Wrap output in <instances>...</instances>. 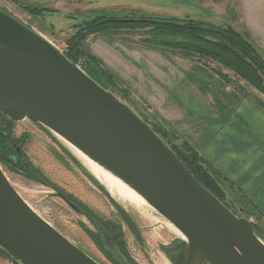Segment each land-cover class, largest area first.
<instances>
[{
  "label": "rangeland",
  "instance_id": "rangeland-1",
  "mask_svg": "<svg viewBox=\"0 0 264 264\" xmlns=\"http://www.w3.org/2000/svg\"><path fill=\"white\" fill-rule=\"evenodd\" d=\"M0 10L64 54L76 37L86 55L80 54L75 64L84 70L91 65L88 55L98 58L113 78L106 80L111 84L107 82V90L170 148L184 157L198 153L202 168L221 190L223 203L251 221L264 242V80L252 83L219 62L190 52L176 32V45L168 41L159 46L153 44L158 33L153 26L116 25L94 34L88 28L92 20L105 18L211 24L237 35L259 54L262 64L264 0H0ZM11 122L6 130L12 144L0 145V156L6 158L0 166L37 214L84 248L88 245L83 225L92 227L57 190L74 194L97 214L122 223L98 186L79 169L90 173L67 141L29 119ZM30 168L44 183L32 177ZM121 204L144 240L141 246L128 232L126 264H171L166 249L182 239L166 227L168 221L153 208Z\"/></svg>",
  "mask_w": 264,
  "mask_h": 264
},
{
  "label": "water",
  "instance_id": "water-1",
  "mask_svg": "<svg viewBox=\"0 0 264 264\" xmlns=\"http://www.w3.org/2000/svg\"><path fill=\"white\" fill-rule=\"evenodd\" d=\"M0 113L14 122L29 119L60 136L173 224L185 240L166 249L171 264H264V242L251 221L237 216L203 186L131 107L2 10ZM99 188L142 242L126 208L101 183ZM100 231L107 250L126 264L116 246L121 235ZM0 253L21 264H100L37 214L1 166Z\"/></svg>",
  "mask_w": 264,
  "mask_h": 264
},
{
  "label": "trees",
  "instance_id": "trees-1",
  "mask_svg": "<svg viewBox=\"0 0 264 264\" xmlns=\"http://www.w3.org/2000/svg\"><path fill=\"white\" fill-rule=\"evenodd\" d=\"M110 20L111 19L107 18L92 20L89 25L87 24L88 28L91 29L90 33L94 34L104 32L106 30H110L116 25L121 26L131 24L137 26L140 25V27L153 26V31L158 32L157 35L154 36L153 44L162 46L166 45L168 41L173 42L172 45H176L175 43L177 41L173 35L176 32L185 38V45L188 46V50L190 52L193 51L203 58L215 60L232 69L237 74L252 83L260 85L261 80H264V62L262 64L260 63L261 58L259 57V54L254 52L245 43H242L237 35L230 33L228 30H222L211 24L207 25L199 22H184L173 19H152L148 21L140 19L124 23ZM241 43L244 44L245 47ZM82 53L86 55V53L81 50L79 40L74 37L71 40V46L65 51V56L73 63L78 64L79 55ZM88 57L90 58L91 65L89 68L83 67L84 70L101 86L109 89V82L106 80L113 79L112 76L106 69L103 68L98 58L90 55H88ZM257 80H259V83ZM12 124L13 123L9 118L0 113V145H2V147L5 145L3 143L7 144L8 142H11L7 141L8 134L6 129L11 128ZM190 148L194 151L192 147ZM172 149L177 154L179 159L184 162L188 169L199 180V182L223 202L220 197L221 190L218 189L212 177L202 168V165L200 164L201 158L198 156V153L194 151L195 153L193 152L194 154L192 153V156L189 155V157H184L175 148ZM5 159V157L0 156L1 161H4ZM48 185L50 187H56L51 184ZM254 230L256 231L255 233L258 234L256 228Z\"/></svg>",
  "mask_w": 264,
  "mask_h": 264
},
{
  "label": "flooded vegetation",
  "instance_id": "flooded-vegetation-1",
  "mask_svg": "<svg viewBox=\"0 0 264 264\" xmlns=\"http://www.w3.org/2000/svg\"><path fill=\"white\" fill-rule=\"evenodd\" d=\"M79 169H81V171L85 174V176L95 185L98 186V183L92 178V176L88 173L87 170H85L83 167H79ZM46 186L50 187L48 185V183L45 184ZM51 188V187H50ZM100 189V188H99ZM101 193L107 198V196L105 195V193L100 189ZM58 195L65 201L68 200L69 202L73 203L76 206V210L73 209L79 216L86 218V220L88 221L89 225L92 228H89V226L87 225H83L82 231L83 233L86 235V244L88 245V247L90 248H84L83 246H79L85 253H87L89 256H91L93 259H95L97 262L101 263L100 260H102L104 262V264H120L114 257L113 255L107 250V248L105 247L104 243H103V235L100 231V227L102 229H104L106 231V234L108 236L114 237L117 235H121L119 238V240L116 243V246L119 250V252L126 258H128V255H130L128 253V250L126 249V241H127V236H128V232L129 234H131L138 242L141 246L144 245V240H143V236L141 233V230L139 228V226L137 225V223L135 222L133 216L130 214L131 218L133 219V221L135 222V224L137 225V228L139 230V233L141 235V239L142 242H140L136 236L134 235V233L131 231V229L128 227L127 223L125 222V220L122 218V216L120 215V213L118 212V210L116 209V207L109 201V199L107 198V200L110 202V204L116 209V212L119 214L120 218H121V222H115L113 220H109L107 218L102 217L101 215L97 214L96 212H94V210H92L91 208H89V206H87V204H85L84 202H82L80 199H78L76 196H74V194L67 192L66 190H57ZM64 197V198H63ZM66 202V201H65ZM70 207V206H69ZM71 208V207H70ZM125 225V226H124ZM78 246V245H77ZM132 257V256H131ZM100 259V260H98Z\"/></svg>",
  "mask_w": 264,
  "mask_h": 264
},
{
  "label": "bare ground",
  "instance_id": "bare-ground-1",
  "mask_svg": "<svg viewBox=\"0 0 264 264\" xmlns=\"http://www.w3.org/2000/svg\"><path fill=\"white\" fill-rule=\"evenodd\" d=\"M69 145L72 148L74 154L86 166V168L90 171V173L119 202L132 206L133 208L137 210H141L142 208H152L141 196H139L136 192L131 190L121 180H119L118 178L113 176L111 173L101 168L99 165H97L95 162L90 160L87 156H85L82 152L77 150L71 144ZM165 225L171 231V233L173 232V234H176L178 237L185 240V237L181 234V232L173 224H171L168 221L167 223H165Z\"/></svg>",
  "mask_w": 264,
  "mask_h": 264
},
{
  "label": "crops",
  "instance_id": "crops-1",
  "mask_svg": "<svg viewBox=\"0 0 264 264\" xmlns=\"http://www.w3.org/2000/svg\"><path fill=\"white\" fill-rule=\"evenodd\" d=\"M0 264H17V262L10 257L0 253Z\"/></svg>",
  "mask_w": 264,
  "mask_h": 264
}]
</instances>
